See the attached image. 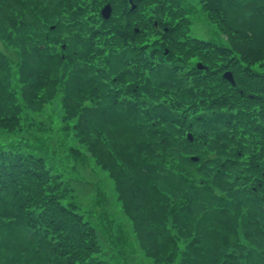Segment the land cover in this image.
<instances>
[{
  "label": "trees",
  "instance_id": "obj_1",
  "mask_svg": "<svg viewBox=\"0 0 264 264\" xmlns=\"http://www.w3.org/2000/svg\"><path fill=\"white\" fill-rule=\"evenodd\" d=\"M132 1L0 0V131L62 86L66 157L109 177L134 242H103L43 148L9 141L0 264H264V9L240 26L235 0H199L224 44L192 35L182 0Z\"/></svg>",
  "mask_w": 264,
  "mask_h": 264
},
{
  "label": "rangeland",
  "instance_id": "obj_2",
  "mask_svg": "<svg viewBox=\"0 0 264 264\" xmlns=\"http://www.w3.org/2000/svg\"><path fill=\"white\" fill-rule=\"evenodd\" d=\"M182 1L191 14V33L194 37L227 44L222 42L225 37L220 33L218 27L209 20L207 13L201 8L199 0ZM252 3L264 9V0H235V3L232 1V5H234L233 15L240 26H242L243 18L249 19L252 14L250 8ZM229 19L232 20L231 14H229ZM0 47L4 48L3 44L0 43ZM61 48H63V44ZM61 56H64V54ZM62 95V86H60L53 95V99L56 101L55 104H50L45 109L42 108L36 112L28 107H22V131L18 130L14 133L0 131V144L11 141L22 142L24 145L28 144L35 150L42 147L48 165H51L54 171L62 173L67 186L69 185L73 189L80 211L97 229H100L102 241L106 244L110 242L114 245H120L123 248L126 243L130 247L134 244L131 239L133 235L132 223L124 216L121 206L118 204L117 193L112 188V181L95 164L93 158H90L86 165L81 163L76 165L77 158L72 157V161H70L66 157L68 150L70 151L76 145V142L72 137L65 135L66 126L62 122L64 115ZM39 123L47 125L51 134L44 132L42 128L41 131L36 130L35 127H38ZM24 145L19 144L18 146L25 148ZM106 222L112 224L111 234L105 232L104 223ZM113 251L116 252L115 247H113ZM114 255L116 257V254ZM120 260L122 259L119 257L118 261ZM109 262L111 264L117 263L113 260ZM148 263V260L145 257L142 258L140 253L139 258L135 257L130 264Z\"/></svg>",
  "mask_w": 264,
  "mask_h": 264
},
{
  "label": "water",
  "instance_id": "obj_3",
  "mask_svg": "<svg viewBox=\"0 0 264 264\" xmlns=\"http://www.w3.org/2000/svg\"><path fill=\"white\" fill-rule=\"evenodd\" d=\"M130 4H131V6H130V8L131 9H135V7H136V4L132 1V0H130ZM111 14H112V7H111V5H110V3H107V4H105L103 7H102V9H101V15H102V17L104 18V19H108L110 16H111ZM156 24V23H155ZM137 30V29H136ZM65 47V45L63 44V48ZM165 53H167V51L165 52ZM64 57V56H63ZM205 66H203L202 65V63L201 62H199V63H197V68L198 69H203ZM223 76H224V78L225 79H227L228 81H230L232 84H234V78H233V74H232V72L231 71H225L224 73H223ZM187 137H188V139H189V141H193V135H192V133H190V132H188L187 133ZM191 160L192 161H198L199 160V157L198 156H191Z\"/></svg>",
  "mask_w": 264,
  "mask_h": 264
}]
</instances>
